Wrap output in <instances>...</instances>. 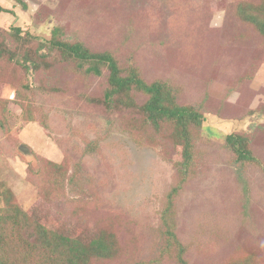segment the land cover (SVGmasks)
Segmentation results:
<instances>
[{"label":"rangeland","instance_id":"374dc122","mask_svg":"<svg viewBox=\"0 0 264 264\" xmlns=\"http://www.w3.org/2000/svg\"><path fill=\"white\" fill-rule=\"evenodd\" d=\"M22 1L0 0L8 9L0 32L16 49V58L0 56V206L17 203L85 241L113 225L126 254L105 264L160 254L157 226L183 146L135 109L107 108L106 69L48 57L52 66L34 70L22 59L60 27L63 39L110 51L148 81H170L181 104L202 111L193 171L176 196L175 230L191 264H264V36L236 12L261 0ZM15 27L18 41L8 34ZM232 132L246 136L256 160L241 166L226 145ZM36 154L61 165L59 197L28 171L43 164ZM152 264L178 262L164 255Z\"/></svg>","mask_w":264,"mask_h":264},{"label":"trees","instance_id":"16d2710c","mask_svg":"<svg viewBox=\"0 0 264 264\" xmlns=\"http://www.w3.org/2000/svg\"><path fill=\"white\" fill-rule=\"evenodd\" d=\"M19 1L26 6L22 0ZM1 11L8 9L0 4ZM236 12L242 20L256 26L264 36V0L242 3ZM20 32L21 28L15 27L8 34L18 41ZM9 46L0 32V56L8 53L9 57L16 58V49L11 50ZM38 49H46V52L41 54L37 49L33 52L24 49L21 53L22 59L31 62L34 70L45 64L52 66L53 60L49 62L48 57L55 60H75L80 68L96 75H102L106 69L108 86L103 97L106 107L114 111L135 109L136 114L148 122L150 127L157 131L169 129L173 141L183 146L182 159L176 163L181 178L169 191L161 212V222L157 226L162 238L160 254L149 260L139 257L136 262L161 263V258L168 255L177 260L178 264H191L186 256L188 243H184L175 230L176 196L191 176L195 164V138L204 120L200 108L193 104H181L178 100V87L170 81H148L138 66L131 64L128 68L123 67L110 51L94 52L82 41L70 42L63 39L60 27H55L51 39L47 43L41 42ZM135 92L147 95V99L141 104L137 103ZM150 139L152 138L146 140ZM144 140L142 138V142ZM226 145L235 153L241 166L256 160L245 135L238 132L228 134ZM36 156L43 161L42 166L33 171L30 165L28 171L43 180L39 185L42 191L59 197L61 178L58 177V170L61 165L37 154ZM112 229L113 225L100 227L95 236L85 241L51 229L21 205L11 202L0 206V264H105L126 254L119 237Z\"/></svg>","mask_w":264,"mask_h":264}]
</instances>
